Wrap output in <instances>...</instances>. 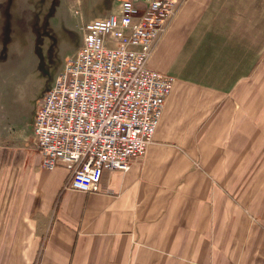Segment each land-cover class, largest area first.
<instances>
[{"label": "crops", "instance_id": "0c3cea01", "mask_svg": "<svg viewBox=\"0 0 264 264\" xmlns=\"http://www.w3.org/2000/svg\"><path fill=\"white\" fill-rule=\"evenodd\" d=\"M147 65L153 143L97 192L0 131V264H264V0H185Z\"/></svg>", "mask_w": 264, "mask_h": 264}, {"label": "built area", "instance_id": "2783aa9c", "mask_svg": "<svg viewBox=\"0 0 264 264\" xmlns=\"http://www.w3.org/2000/svg\"><path fill=\"white\" fill-rule=\"evenodd\" d=\"M185 0H120L86 21L83 41L39 103L33 145L43 166L68 171L65 189L97 192L104 170L128 171L154 135L175 79L149 59Z\"/></svg>", "mask_w": 264, "mask_h": 264}, {"label": "rangeland", "instance_id": "374dc122", "mask_svg": "<svg viewBox=\"0 0 264 264\" xmlns=\"http://www.w3.org/2000/svg\"><path fill=\"white\" fill-rule=\"evenodd\" d=\"M118 0H0V131L30 132L39 103L83 41L86 21ZM114 8V9H113Z\"/></svg>", "mask_w": 264, "mask_h": 264}]
</instances>
